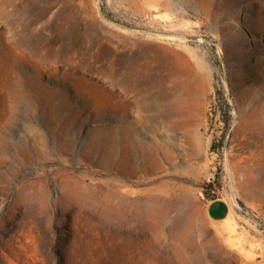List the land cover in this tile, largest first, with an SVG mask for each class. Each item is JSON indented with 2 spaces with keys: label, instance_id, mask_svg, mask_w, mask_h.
Returning a JSON list of instances; mask_svg holds the SVG:
<instances>
[{
  "label": "rangeland",
  "instance_id": "obj_1",
  "mask_svg": "<svg viewBox=\"0 0 264 264\" xmlns=\"http://www.w3.org/2000/svg\"><path fill=\"white\" fill-rule=\"evenodd\" d=\"M0 264H264V0H0Z\"/></svg>",
  "mask_w": 264,
  "mask_h": 264
},
{
  "label": "crops",
  "instance_id": "obj_2",
  "mask_svg": "<svg viewBox=\"0 0 264 264\" xmlns=\"http://www.w3.org/2000/svg\"><path fill=\"white\" fill-rule=\"evenodd\" d=\"M207 214L213 221H222L230 215V206L220 198L212 199L207 203Z\"/></svg>",
  "mask_w": 264,
  "mask_h": 264
}]
</instances>
